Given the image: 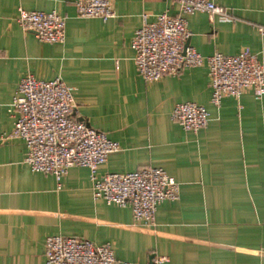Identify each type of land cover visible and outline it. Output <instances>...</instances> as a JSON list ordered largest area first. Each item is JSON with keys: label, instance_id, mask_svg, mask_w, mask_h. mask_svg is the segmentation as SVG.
I'll list each match as a JSON object with an SVG mask.
<instances>
[{"label": "crops", "instance_id": "crops-1", "mask_svg": "<svg viewBox=\"0 0 264 264\" xmlns=\"http://www.w3.org/2000/svg\"><path fill=\"white\" fill-rule=\"evenodd\" d=\"M229 19L184 15L187 44L204 58L249 49L264 64V0H213ZM114 17L81 18L75 0H0V264H45V240L73 237L109 244L116 264H264V96L251 91L210 102L206 65L147 83L137 74L131 41L143 17L180 15L170 0H111ZM56 11L66 19L63 44L39 42L17 23L18 11ZM31 76L72 88L74 118L120 146L98 174L158 168L179 184L153 227L135 224L129 207L92 196L89 171L59 181L25 165L26 147L9 138L10 103ZM195 103L208 126L185 132L171 119L175 104Z\"/></svg>", "mask_w": 264, "mask_h": 264}, {"label": "built area", "instance_id": "built-area-1", "mask_svg": "<svg viewBox=\"0 0 264 264\" xmlns=\"http://www.w3.org/2000/svg\"><path fill=\"white\" fill-rule=\"evenodd\" d=\"M170 1L180 6V15L163 12L152 22L144 16L134 33L131 48L139 77L153 83L165 76H176L182 68L206 65L214 107H220L224 98H238L248 90L260 100L264 96V64L249 49L234 56L216 53L204 58L187 45L190 34L184 15L201 11L229 19L228 11L213 0ZM74 4L76 15L81 18L106 21L114 17L111 0H75ZM16 20L24 32L33 33L39 42H65L66 19L56 11L19 8ZM259 33L264 37V27L259 28ZM72 92L60 79L45 82L27 76L17 84L9 105L14 118L9 138L25 144V165L31 172L53 176L57 182L72 168H86L95 200L129 207L135 224L153 227L158 206L179 199V184L158 168L99 175L98 169L121 149L106 134L74 118ZM171 119L183 131L192 133L205 129L210 122L206 109L191 102L175 104ZM44 256L45 264H116L109 244L96 245L73 237L46 238ZM164 263V258L155 257L150 264Z\"/></svg>", "mask_w": 264, "mask_h": 264}, {"label": "water", "instance_id": "water-1", "mask_svg": "<svg viewBox=\"0 0 264 264\" xmlns=\"http://www.w3.org/2000/svg\"><path fill=\"white\" fill-rule=\"evenodd\" d=\"M188 45V44H187ZM151 263V261L148 263V264H150Z\"/></svg>", "mask_w": 264, "mask_h": 264}]
</instances>
